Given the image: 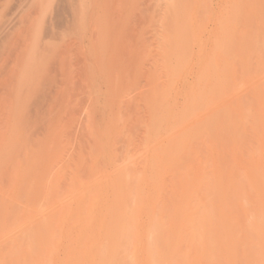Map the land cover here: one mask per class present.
Masks as SVG:
<instances>
[{
	"label": "rangeland",
	"instance_id": "1",
	"mask_svg": "<svg viewBox=\"0 0 264 264\" xmlns=\"http://www.w3.org/2000/svg\"><path fill=\"white\" fill-rule=\"evenodd\" d=\"M88 7L0 60V264H264V0Z\"/></svg>",
	"mask_w": 264,
	"mask_h": 264
},
{
	"label": "bare ground",
	"instance_id": "2",
	"mask_svg": "<svg viewBox=\"0 0 264 264\" xmlns=\"http://www.w3.org/2000/svg\"><path fill=\"white\" fill-rule=\"evenodd\" d=\"M93 1L94 0H0V60L6 55L7 51L9 53V54L7 53L8 59H10L12 57V55L10 57V54H11L12 50L15 51L13 48L16 45V42H15L16 35L15 34L17 33V29L19 28V26L20 25L23 26L24 20L26 18L29 17V19H30V17L36 16L39 13H41L42 15H40V16H44V15L49 16L50 15V18L53 21L52 16L54 15L59 19V21L61 20V23H63V22L67 23L66 27L69 28V30L67 29V31H70V28L71 29L72 28L78 29L79 25L81 23V20L84 16V13L87 11V8H89L88 7L89 4L91 2L93 3ZM17 3H19L18 6H17ZM17 10L19 11L18 15H17V13H18ZM95 10H96V8H95ZM17 16H18V24L19 25L17 24ZM37 17H39V16H37ZM50 18H49V20H50ZM55 20H57V19H55ZM59 21H58V23H60ZM42 23H43V21H42ZM17 25H18V27H17ZM36 25H37V23H36ZM50 25H51V23H50ZM77 26H78V28H77ZM58 30H60V29H58ZM63 30H65V29H63ZM19 31H21L20 28H19ZM37 31H39V30H37ZM75 32H76V30H75ZM35 36H37V35H35ZM6 41L10 44L7 47L4 46L6 44ZM26 41H27V39H26ZM15 57H16V55H15ZM12 59H13V57H12ZM4 61L5 60L3 59L2 62H4ZM13 61H14V59H13ZM9 62H11V61L9 60ZM4 78H6V77H4ZM1 81H3V80H1ZM106 260L108 261L107 258H106Z\"/></svg>",
	"mask_w": 264,
	"mask_h": 264
}]
</instances>
